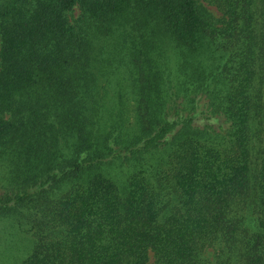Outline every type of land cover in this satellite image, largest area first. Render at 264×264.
<instances>
[{
  "label": "trees",
  "instance_id": "16d2710c",
  "mask_svg": "<svg viewBox=\"0 0 264 264\" xmlns=\"http://www.w3.org/2000/svg\"><path fill=\"white\" fill-rule=\"evenodd\" d=\"M0 223L18 264H264V0H0Z\"/></svg>",
  "mask_w": 264,
  "mask_h": 264
},
{
  "label": "rangeland",
  "instance_id": "374dc122",
  "mask_svg": "<svg viewBox=\"0 0 264 264\" xmlns=\"http://www.w3.org/2000/svg\"><path fill=\"white\" fill-rule=\"evenodd\" d=\"M255 150L256 147L252 150V159L254 162H256L254 159ZM253 167L256 170L257 165ZM7 228V224L0 223V264H18L30 252L32 237L30 232L26 230L22 232L17 231V235L11 237Z\"/></svg>",
  "mask_w": 264,
  "mask_h": 264
}]
</instances>
